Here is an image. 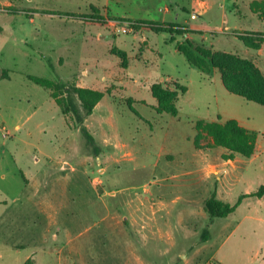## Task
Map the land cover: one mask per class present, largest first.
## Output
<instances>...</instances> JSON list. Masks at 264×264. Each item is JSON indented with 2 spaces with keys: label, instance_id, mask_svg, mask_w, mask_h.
<instances>
[{
  "label": "rangeland",
  "instance_id": "obj_1",
  "mask_svg": "<svg viewBox=\"0 0 264 264\" xmlns=\"http://www.w3.org/2000/svg\"><path fill=\"white\" fill-rule=\"evenodd\" d=\"M250 1L0 0V264H264V107L176 49L187 40L264 71V42L244 57L234 39L254 32L234 24L264 32L229 13L263 18L264 0ZM175 82L177 115L158 114L150 86ZM70 85L103 93L89 115L68 107ZM227 118L257 133L250 157L224 158L205 133L194 144L197 120ZM241 196L226 216L206 211Z\"/></svg>",
  "mask_w": 264,
  "mask_h": 264
},
{
  "label": "trees",
  "instance_id": "obj_2",
  "mask_svg": "<svg viewBox=\"0 0 264 264\" xmlns=\"http://www.w3.org/2000/svg\"><path fill=\"white\" fill-rule=\"evenodd\" d=\"M260 4L264 7V1ZM150 25V29L154 32H167L169 34L178 32L177 26L173 24L165 25L161 23H151ZM262 35H264V32H249L237 38L245 47L258 49L259 41L264 42V38L258 39L257 37ZM176 49L184 56L191 66L204 75L210 74L211 67L219 69L222 85L230 94L242 97L246 101L254 102L264 107V76L251 61L228 53H210L187 40L184 43H178ZM215 57H224L230 61V63H219ZM232 63H239L246 67L253 81H250L249 74L242 73L241 70ZM238 77L244 78L247 82H239ZM27 78L34 84L40 86L48 88L52 86L51 81L38 76L28 75ZM174 86L173 89L164 87L160 83H153L150 86V93L157 103L155 111L158 114L167 113L171 116L177 115L178 109L176 107V101L179 94L185 92V87L177 82L174 83ZM102 96L103 93L99 90L76 85L68 86L66 91L68 107H71L70 109L73 110L75 103H78L84 115H89L92 112L94 106L101 100ZM55 98L56 102L61 105L58 97L55 96ZM128 102L130 105L131 103L129 100ZM61 110L63 113H66L63 107H61ZM195 130L196 135L194 137V144L196 146H199V139L202 137V134L205 133L212 138L213 145L223 147L228 151V153L224 154V158H232L234 154L250 157L254 152L257 133L254 130L241 126L235 119H228L223 122L199 119L195 122ZM259 194H261L260 191L245 194L243 196H258ZM242 198V196L239 197L234 205H229L228 203L211 198L205 203V208L210 216H226L235 210Z\"/></svg>",
  "mask_w": 264,
  "mask_h": 264
},
{
  "label": "crops",
  "instance_id": "obj_3",
  "mask_svg": "<svg viewBox=\"0 0 264 264\" xmlns=\"http://www.w3.org/2000/svg\"><path fill=\"white\" fill-rule=\"evenodd\" d=\"M235 1V0H234ZM250 1V0H249ZM251 2V1H250ZM249 2V3H250ZM194 4V3H193ZM205 5V4H204ZM235 4H234V2H233V6H234ZM203 6V5H202ZM196 10H198L199 8H198V5L197 4H195V7H194ZM229 13L233 16V21L234 22H236L237 20H239V19H242L243 21H246L247 20V22L248 21H250L251 19H258V20H261V24L263 23V27H264V17L261 19V18H259V16H258V12L254 9V7H252V9L250 8V5L248 6V9L245 11V10H242V9H240L239 7L238 8H236L235 6H234V8H231L230 10H229ZM234 30H240V31H243V32H248V31H254V32H256V31H260V30H262V29H254L253 27H250V26H247V25H244V26H240V25H238V24H234ZM234 39H238V38H234ZM239 40V39H238ZM217 41H219V39H217ZM221 41V40H220ZM242 44V43H241ZM244 46V45H243ZM244 53H245V55H244V57H249V56H251L252 55V53H250L249 52V50H252V49H250V48H247V47H245L244 46ZM227 51V50H226ZM254 62H255V60H254ZM256 64V63H255ZM256 66H257V64H256ZM259 69H260V71L262 72V74H263V76H264V71H263V69L262 68H260L259 66H257ZM201 73V72H200ZM202 74V73H201ZM204 75V74H203ZM205 76H209V75H205ZM3 79H0V81H2ZM4 80H10V77L9 78H6V79H4ZM220 82H221V79H220ZM221 84H222V82H221ZM223 86V85H222ZM224 88V87H223ZM225 89V88H224ZM229 93V92H228ZM227 119H233V118H227ZM236 120V119H235ZM237 122H238V120H236ZM240 122V121H239ZM238 122V123H239ZM241 126H243L242 124L243 123H239ZM244 127V126H243ZM245 128H247V127H245ZM247 129H249V128H247ZM251 130V129H250Z\"/></svg>",
  "mask_w": 264,
  "mask_h": 264
},
{
  "label": "built area",
  "instance_id": "obj_4",
  "mask_svg": "<svg viewBox=\"0 0 264 264\" xmlns=\"http://www.w3.org/2000/svg\"><path fill=\"white\" fill-rule=\"evenodd\" d=\"M119 24H122V26L124 27H119V29H121V31L125 32L126 31V27H125V23H119Z\"/></svg>",
  "mask_w": 264,
  "mask_h": 264
}]
</instances>
